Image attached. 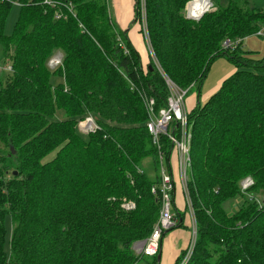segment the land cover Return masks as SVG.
Masks as SVG:
<instances>
[{
    "label": "trees",
    "instance_id": "obj_1",
    "mask_svg": "<svg viewBox=\"0 0 264 264\" xmlns=\"http://www.w3.org/2000/svg\"><path fill=\"white\" fill-rule=\"evenodd\" d=\"M190 1L144 0L160 65L153 60L145 68L106 0H59L55 7L0 0V42L13 67L0 78V264L145 258L132 246L158 221L161 196L152 189L160 188L174 149L165 134L155 143L147 127L146 99L154 98L156 113L167 106L165 76L187 92L198 89L188 114V191L197 231L185 264H264V59L242 47L264 27V8L227 0L191 19L185 15ZM13 2L21 5L7 35ZM141 4L135 0L136 21ZM226 40L239 42L226 47ZM57 51L62 63L51 69ZM220 57L233 61L235 71L201 103L203 82ZM88 115L99 129L84 138L77 126ZM147 158L154 160L153 174L143 168ZM246 178L253 184L243 190ZM131 201L133 209L123 206ZM158 254L152 264H159Z\"/></svg>",
    "mask_w": 264,
    "mask_h": 264
},
{
    "label": "built area",
    "instance_id": "obj_2",
    "mask_svg": "<svg viewBox=\"0 0 264 264\" xmlns=\"http://www.w3.org/2000/svg\"><path fill=\"white\" fill-rule=\"evenodd\" d=\"M20 6L19 2H13ZM44 4H47L50 7H55L60 5L59 0H43ZM66 5V4H65ZM213 7L212 3L207 7L204 12L211 10ZM69 10L71 11V7L69 6ZM203 12V13H204ZM144 13V0H142V14ZM201 13V14H203ZM200 14V15H201ZM199 16L192 17L189 13L188 6V16L199 19ZM63 13L61 11H57L56 18H61ZM146 30V28H145ZM255 34L259 36H264V27L258 30ZM239 40L234 43H231L230 40H226L224 45L227 47L229 45H235ZM122 46V45H121ZM123 47V46H122ZM155 63L160 67L159 62L155 57H153ZM62 63V57L56 53L50 61L49 66L51 68H56ZM4 70L12 72V65H7L2 67ZM166 83L169 87L170 94L167 99V106L160 109L158 113L155 111V100L150 97L146 99V108L149 114V120L147 122V127L149 132L153 136V140L155 143L159 144V137L161 134H165L172 141L173 150H176L178 153V169H179V182L183 188L186 203L188 201L189 192H188V181H189V173L188 170L191 167L192 158H191V132L188 120V110L185 104V96L186 90L179 88L175 85L168 77L165 76ZM79 128L82 130L81 133L88 134L90 132H94L99 129V125L92 117L86 118L85 121L79 124ZM84 128V129H83ZM163 154H161L160 158H162ZM175 179L172 174L168 173L164 166L162 167V179L161 186L159 189L153 188L152 191L154 193L158 192L161 196V211L158 221L153 227V230L149 236V238L140 245L137 250L140 251L145 256H155L159 253L161 240L164 234L173 228L176 225V216L172 210V200L174 199L173 190L175 189ZM242 189L245 190L249 188L253 184V180L251 178H246L242 181ZM189 205V206H188ZM187 207L191 209V205L188 203ZM192 214H193V210ZM192 237L188 246V253L183 260L182 264H185L191 257L193 252V248L195 245L196 239V224L193 219V227H192Z\"/></svg>",
    "mask_w": 264,
    "mask_h": 264
},
{
    "label": "rangeland",
    "instance_id": "obj_3",
    "mask_svg": "<svg viewBox=\"0 0 264 264\" xmlns=\"http://www.w3.org/2000/svg\"><path fill=\"white\" fill-rule=\"evenodd\" d=\"M209 1L213 5H222V6H224V5L227 4V0H209ZM249 1H250L251 5H253V6H257V7L264 8V0H249ZM106 2L108 4V8H109V4H112V0H111V3L109 2V0H106ZM141 3H142V0H141ZM211 8L213 9L214 6L211 7ZM19 10H20V7L17 4H13L12 5L11 11H10V13H9V15L7 17V20H6V26H5V29H4L5 34L9 35V34H11L13 32L14 25H15L17 19H18ZM185 11H186L185 12V15H186V17H188V6H186V10ZM137 21H138V24L141 26V28L142 27L143 28H146V34H145L144 37H146L145 43L147 45V49H148L147 52H148V57H149V61L147 62V60H145V66L143 65L146 68L147 67V64H149L150 62H152L154 60L153 57L156 58V55H155V52H154V48L152 47L151 41L149 39L148 32H147V27H146V9L145 8H144V13L141 14V18L139 20L137 19ZM242 47H243L244 51L246 52V54L249 55L251 58H253L255 60H262V59H264V36H259L257 34H253V35H251V36H249V37H247V38L244 39V41L242 43ZM57 52H58V55H60V58L62 57V59H63V52L62 51H57ZM7 65H12V62L10 61L9 58H7L5 56L3 46H2V44L0 42V78L3 77V76H6L9 73V71H6V70H4L2 68L3 66H7ZM230 67L232 69H235V65H234L233 61H231L227 57L217 58L213 62L212 66H211V68H210V70H209V72H208V74H207V76H206V78H205V80L203 82V85L201 87V91H200L201 92L200 93V101L203 100V98L206 96V93L209 91L210 84H214L215 82H217L218 79L225 72V70L229 69ZM51 69H53V68H51ZM193 95H195L196 97H198V89H197L196 86H193L191 88V90L186 93V96H185V104H187V100L189 98H191ZM197 102H198V100H197ZM189 113H190V111L188 112V114ZM63 114H64L63 112H60L59 117L62 118L64 116ZM88 117H92L94 120H96L92 115H88L86 118H88ZM86 118L85 119H82V120H79L78 126H77L79 132L80 131L82 132V130L79 128V124L81 122L85 121ZM83 136H84V138H87L88 137L85 134H83ZM4 150H5V148H4L3 144L0 143V151H4ZM175 156L177 157L176 150L173 151V157L171 159V161L173 163L175 162L174 161V157ZM51 157H53V156L50 155L45 160H49V159H51ZM143 165H144L143 168H146L148 171L152 172V174H153L154 171H153V166L152 165H154V160L152 158H147L143 162ZM166 165L167 164L165 162V166ZM165 166H164V169H166V167H167V166L166 167ZM173 196H174V190H173ZM262 196L264 197V193L262 194ZM185 202H186V200H185ZM188 203L191 205V209L189 207H187V204ZM174 205H175V197L172 200V210L174 208ZM123 206L125 208H127V209H133L135 207V204H134V202L131 201V202L124 203ZM191 210H193V214H192V211ZM160 211H161V206L159 208V214H160ZM177 212H178V214L177 213L175 214V216L177 218L176 219V225L173 228H171L170 230H168L167 232L174 230L173 233H175L177 231V228L187 229L190 232V237H189V243H190L191 237L193 236L192 235L193 219L195 220L196 231H197L196 217H195V213H194V209H193V203L191 201V198L190 199L188 198V201L186 203V207L184 208V210L182 212H180L179 210H177ZM179 212L182 214L181 216H183L182 218L184 219L183 222H182L183 224H181L180 226H179V223H181L180 222L181 221V218H180ZM6 226H7V236H6L5 251L7 252V254H9L10 253V244H9V241H10V234H11V223H10V219L7 221ZM170 233H167V235H169ZM149 236L146 237L145 239H140V240H137V241H135L133 243L132 248H133L134 253L136 255L141 256L142 253H140V251H138L137 248L140 245H142L149 238ZM188 246H187V249L185 251H183L185 253V256L183 257L184 259H185L186 255L188 253V250H189L188 249ZM146 257L147 256H145V258H143L141 260H138V262L136 264H152L153 263V259L151 257H149V258H146ZM163 263H164V261L162 260V264Z\"/></svg>",
    "mask_w": 264,
    "mask_h": 264
},
{
    "label": "crops",
    "instance_id": "obj_4",
    "mask_svg": "<svg viewBox=\"0 0 264 264\" xmlns=\"http://www.w3.org/2000/svg\"><path fill=\"white\" fill-rule=\"evenodd\" d=\"M109 2L111 3V0H109ZM191 2L192 0L187 4V6H189ZM109 12L112 16V20L117 26L116 28L120 31H127L129 40L140 54L142 64L145 66V60H147V62L149 61L147 52L148 49L145 43L146 37H144L146 30L143 27L141 28V26L138 24V21L135 19V0H112V4H109ZM234 71L235 69H232L231 67L225 70L217 82L210 84L209 91L200 102H205L213 93H215L220 88L223 80L228 77V75H231ZM197 100L198 97L195 95L187 100V104L185 106L188 111H191L196 106ZM172 157L173 153L171 154L170 163H168L170 167H168V165L165 167L167 172L172 174L175 179V205L173 212L174 214H178L177 210L182 212L186 207V202L183 188L179 182L178 153L177 157H174V163L171 161ZM173 231L174 230L167 232L171 233L169 235L166 233L162 238L159 250V254L161 255L159 264H162V260L164 261L163 264H174L179 255H181V253L185 251L189 245L190 232L187 229L177 228L175 233H173Z\"/></svg>",
    "mask_w": 264,
    "mask_h": 264
},
{
    "label": "bare ground",
    "instance_id": "obj_5",
    "mask_svg": "<svg viewBox=\"0 0 264 264\" xmlns=\"http://www.w3.org/2000/svg\"><path fill=\"white\" fill-rule=\"evenodd\" d=\"M210 5L209 0H193L189 4V13L192 17L199 16Z\"/></svg>",
    "mask_w": 264,
    "mask_h": 264
},
{
    "label": "water",
    "instance_id": "obj_6",
    "mask_svg": "<svg viewBox=\"0 0 264 264\" xmlns=\"http://www.w3.org/2000/svg\"><path fill=\"white\" fill-rule=\"evenodd\" d=\"M204 13H205V12H204ZM204 13H203V14H204ZM203 14H201V15H200V17H201ZM200 17H199V18H200ZM188 18H191V19H193V18H192V17H190V16H188ZM15 174H17V172H16V171H15ZM160 259H161V255H160V254H158V261H160Z\"/></svg>",
    "mask_w": 264,
    "mask_h": 264
}]
</instances>
